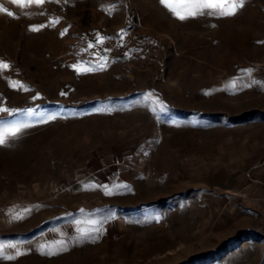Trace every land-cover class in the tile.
<instances>
[{
  "label": "rangeland",
  "instance_id": "rangeland-1",
  "mask_svg": "<svg viewBox=\"0 0 264 264\" xmlns=\"http://www.w3.org/2000/svg\"><path fill=\"white\" fill-rule=\"evenodd\" d=\"M0 4V132L30 125L0 145V264H264L221 208L264 144V0Z\"/></svg>",
  "mask_w": 264,
  "mask_h": 264
},
{
  "label": "crops",
  "instance_id": "crops-1",
  "mask_svg": "<svg viewBox=\"0 0 264 264\" xmlns=\"http://www.w3.org/2000/svg\"><path fill=\"white\" fill-rule=\"evenodd\" d=\"M234 167L222 182V211L237 215L235 230L264 235V144Z\"/></svg>",
  "mask_w": 264,
  "mask_h": 264
},
{
  "label": "snow or ice",
  "instance_id": "snow-or-ice-1",
  "mask_svg": "<svg viewBox=\"0 0 264 264\" xmlns=\"http://www.w3.org/2000/svg\"><path fill=\"white\" fill-rule=\"evenodd\" d=\"M11 3L24 6L25 4H36L41 5L44 3V0H10ZM67 2V0H65ZM160 3L165 5L169 8L170 11L173 12L179 19L184 20L189 17H194L198 15H217L220 17L232 16L235 15L236 12L244 6L245 0H181L179 6H177L174 0H160ZM190 8L186 14H181L180 8ZM0 13L7 14L10 17L15 18V13L10 11L8 8L4 7L3 4H0ZM58 22V21H57ZM31 30L38 31L40 28L45 27V25H32L30 26ZM66 31V30H65ZM124 30L122 29L121 32ZM64 33L62 32L61 35ZM91 47V45H89ZM104 65L102 64L101 67ZM9 65L4 61L0 60V69L7 68ZM75 67V65H73ZM91 70V69H86ZM250 72V70H248ZM19 84V82H16ZM36 97H34L35 99ZM12 111H19V110H12ZM29 116H33L35 111L33 109H26L24 110ZM0 112H9L7 108L0 107ZM11 114V112H9ZM49 119H55L54 116H50ZM41 122H44L41 120ZM29 124L21 123L18 127L7 130L5 129L3 132H0V145H5L7 143V136H16L22 128L29 127ZM67 250V249H63ZM23 253L17 251L16 255H22ZM49 255L55 253H47ZM0 258L6 260L15 259L14 256L11 255H4L2 248H0Z\"/></svg>",
  "mask_w": 264,
  "mask_h": 264
}]
</instances>
